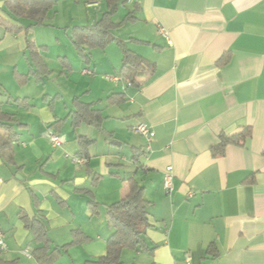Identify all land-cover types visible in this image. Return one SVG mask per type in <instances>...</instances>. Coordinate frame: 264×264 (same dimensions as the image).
Here are the masks:
<instances>
[{
	"label": "crops",
	"instance_id": "1",
	"mask_svg": "<svg viewBox=\"0 0 264 264\" xmlns=\"http://www.w3.org/2000/svg\"><path fill=\"white\" fill-rule=\"evenodd\" d=\"M75 1L84 8L81 24L74 26H86L90 15L106 10L102 0ZM117 1L114 21L129 13L136 20L113 35L152 67L150 75L137 78L138 86L120 78L121 55L115 51L95 49L86 65L74 48L69 58L58 53L48 64L45 37L36 32L41 27L9 34L0 25V113L11 116L16 133L9 150L0 152L4 259L37 264L34 250L40 245L20 212L43 221L54 248L68 244L76 230L89 238L68 247L54 264H62L63 257L68 264H83L104 255L112 232L106 208L125 196L128 179L134 178L150 203L145 239L153 248L151 254L129 250L134 258L146 255L144 264H264V0ZM56 2L43 27H65L67 35L74 18L58 27ZM2 6L0 0V16L7 19ZM27 39L48 72L39 82L29 74ZM51 39L60 42L55 32ZM225 55L228 62L218 66ZM20 76L27 81H18ZM31 79L34 90L26 88ZM112 96L116 102L109 104ZM74 99L99 110L108 133L138 124L151 128L150 151L141 135L128 132L123 139L129 142H123L133 151L121 156L122 145L112 141L113 135L106 137L87 123L73 127ZM244 127L251 129L244 147L228 146L222 157L211 156L221 134L234 135ZM50 134L61 137L60 147L50 145ZM79 137L94 140L82 166L72 162L81 157ZM137 149L138 162L133 159ZM168 167L170 194L163 188ZM210 245L215 257L207 254Z\"/></svg>",
	"mask_w": 264,
	"mask_h": 264
},
{
	"label": "trees",
	"instance_id": "2",
	"mask_svg": "<svg viewBox=\"0 0 264 264\" xmlns=\"http://www.w3.org/2000/svg\"><path fill=\"white\" fill-rule=\"evenodd\" d=\"M102 1L106 10L98 21L93 25L74 26L69 30L72 44L83 63L89 65L92 61L91 52L93 50H103L111 42L115 43L121 52L120 78L127 80L130 85L138 86L137 78L150 75L152 67L146 59L129 50L124 40L113 35V31L119 29L125 22H133L136 18L132 13H129L121 22H115L114 17L119 10L118 1ZM56 3V0H3L1 9L7 17V19H4L0 16V25L3 27V33L19 34L25 32L27 34L35 27L46 26L47 15ZM22 20L30 23L25 26ZM26 45L30 55L29 74L36 82L42 81V78L48 74L46 67L36 57L34 47L29 39L26 40ZM228 60V55H225L218 61L217 65H224ZM60 61L69 69V64L65 58H61ZM17 79L18 81L26 82L27 76H20ZM108 102L113 104L116 99L112 96L108 99ZM73 106L71 122L73 127H77L81 123H87L98 128L106 137H112V133L102 129L104 117L99 110L92 109L90 104L82 103L78 99H74ZM10 122V115L0 113V129H3L6 133V135L0 137V152L3 150L8 151L10 145L16 139V133L12 130ZM250 136V127H244L239 133L230 136L221 134L219 141L210 147V154L213 158L222 157L225 154L226 147H244ZM93 141L86 137L78 138L79 156L87 159L88 147ZM141 155L140 149L134 150V161L138 162ZM252 181L249 180L248 182ZM89 207L93 214L97 213L96 205L92 200L89 201ZM149 208L150 203L144 198V188L134 178L128 179L125 196L120 201L106 208L105 217L112 232L106 240L105 254L86 260L83 264H124L122 254L125 250L151 254L153 248L148 245L145 239L146 231L151 227L148 220ZM20 217L24 222L25 228L32 235L33 241L40 245L34 250L37 264H52L54 258L60 255L61 250H66L68 247L76 246L89 240L81 231L76 230L71 233V241L68 244L60 249L53 248L50 251L52 242L47 236L43 221L39 219L30 220L22 212H20ZM3 252L0 249V264H17L16 260L4 259ZM207 254L212 257L216 256V249L213 245L208 247Z\"/></svg>",
	"mask_w": 264,
	"mask_h": 264
},
{
	"label": "rangeland",
	"instance_id": "3",
	"mask_svg": "<svg viewBox=\"0 0 264 264\" xmlns=\"http://www.w3.org/2000/svg\"><path fill=\"white\" fill-rule=\"evenodd\" d=\"M57 1L59 3L58 4L59 16L56 18L55 21H56L58 27H60L61 25L65 24V23H68L67 20L71 17L74 18L75 24H68V25H71V27H72V25L74 26V25L81 24V23H77V22L79 20L78 17L83 15V13L81 12V10H83V8H84L83 3H80V5H79L80 7H78L75 0H57ZM101 14H102V11L100 13H97L96 15H90L89 22H87L88 25H93L96 22V20L101 18ZM45 21H47V20H45ZM47 30H51V29L49 27H41V28H37V30H36L37 33H41L42 36L45 37V39H43V40H45V42L43 41V45L47 46L46 47L47 52H45L47 63L50 64V60L52 59V56H56V55H58V53L60 56H65V57L69 58L68 55L72 51L74 52V50H73L74 47H73L72 42L69 38V33H67V35L65 34V27H61V28L54 27L53 31L51 30L50 34H48V32H50V31H47ZM54 32L56 35L59 36L60 42L53 43V40L52 39L50 40L51 34L54 35ZM107 49H109L110 51H115V54H117V55H118V53L121 55L120 49L115 43L111 42L103 50H107ZM100 50H102V49H99V51ZM91 54H92V52H91ZM117 55H115V57ZM92 58H93V54H92ZM49 66H52V65H49ZM73 78L75 79V75L73 76ZM46 85H47V87H49L51 85L56 87L55 83L51 84V82H47ZM34 86H35L34 81H33V79H31V83L26 88H28V89L31 88L32 90H34V88H35ZM128 132L129 133L131 132L133 135L138 136V134L134 133L133 130H131V131H129V129H125L124 131L116 130L115 133L112 134L113 135L112 141L113 142L119 141L121 143V145H122L121 152H120L121 156L127 155L128 157H130V153H131V151H133L132 145L123 142L124 140L128 141L126 139H123V137L129 135V134H127ZM134 140H136V139H134ZM51 247H52V243H51ZM53 248L54 247H52L50 249V251ZM63 251H65V250H61V253H64ZM66 252H67V250H66ZM129 252H130L129 250L123 251L122 261L124 264H131L132 261H135V259H136V261H138V264H144V261L147 260V256L144 254H142L141 257L134 258L132 255H130ZM57 260H58V257H55L52 264H54ZM63 260L67 261L66 257H63ZM64 261L61 260L60 262H62V264H68Z\"/></svg>",
	"mask_w": 264,
	"mask_h": 264
},
{
	"label": "built area",
	"instance_id": "4",
	"mask_svg": "<svg viewBox=\"0 0 264 264\" xmlns=\"http://www.w3.org/2000/svg\"><path fill=\"white\" fill-rule=\"evenodd\" d=\"M126 1L131 2V0H126ZM160 33H162L165 36L167 35L165 30H163V29L160 30ZM83 74H90V71L84 70ZM107 79L112 80V81H117V79H119V78H108L107 77ZM128 85H130V84L128 83ZM132 130L134 133L141 135L146 140L147 145H146L145 151L149 152L150 151L149 143L152 141V139L154 137L153 130L144 124H138L137 126H134L132 128ZM49 142L53 148H58L62 145L61 137L57 134H50ZM72 162L77 166H82V165L87 163V159L84 157L74 156V157H72ZM163 188L167 194H170L173 190L171 167H168L163 174ZM0 249L2 251H6V244L4 242V237H3V234L1 232H0ZM23 254L26 257H30V254L26 250L23 252Z\"/></svg>",
	"mask_w": 264,
	"mask_h": 264
}]
</instances>
